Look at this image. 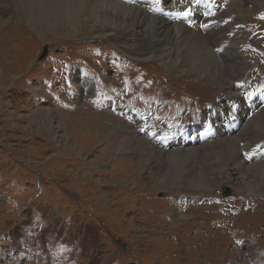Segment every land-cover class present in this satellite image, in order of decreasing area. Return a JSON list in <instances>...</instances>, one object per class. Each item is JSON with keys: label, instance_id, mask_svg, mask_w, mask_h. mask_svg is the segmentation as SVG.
Here are the masks:
<instances>
[{"label": "rangeland", "instance_id": "1", "mask_svg": "<svg viewBox=\"0 0 264 264\" xmlns=\"http://www.w3.org/2000/svg\"><path fill=\"white\" fill-rule=\"evenodd\" d=\"M19 2L20 0H17V3ZM201 2L208 3V0H194L193 4ZM260 4L264 6V0ZM197 5L193 7L190 19L195 16ZM208 7L210 9L211 5L208 4ZM162 11L169 12L164 9ZM174 13L187 14V9L183 12H173L172 16ZM161 15L168 17L170 12ZM182 20L184 19H175V21ZM184 21H188L187 15ZM253 22H256L254 34L250 35L249 26ZM40 24L44 27L43 22ZM16 27L17 29L22 27L30 33L28 35L18 34V31L0 33V40L17 42L22 39L21 43L25 44L22 48L24 56L30 54L33 57L28 65L24 64L23 59H19L10 64L11 66L2 65V58H0V264H192L196 262L187 263L189 254L183 249L186 245L183 243L185 240L175 238V243L173 237L169 239L165 234V229L171 226V221L165 222L163 226L147 217L150 212L149 203L145 202L143 193H135L136 189L132 187L135 184L129 186L131 190L123 189L122 191L116 190L115 183L109 182L111 179L109 173L112 169L119 171L118 167H111L114 158L130 157L133 161L139 162L141 160L139 151L127 148L115 152L113 156L97 160L101 154L100 151L105 149L106 143L121 132V124L108 131L110 121L106 117L104 121L107 120L108 123L106 125L104 122L101 123V132L106 134L101 136L99 142L93 143V146L78 155L79 157L66 155L65 151L72 143L71 138L81 131L80 120L74 118L75 109L82 105L85 97L88 100L94 97L92 94L86 96L84 92L79 94L76 82L69 79V72L94 68L96 77L100 74L106 79V83L111 79L117 83L115 75L121 71L130 84L128 88L131 90L125 85L121 86L123 97L117 98L116 95H119V92L111 91L109 87L111 84L105 83L100 105L93 111L108 114L113 110V106L122 103L124 106L116 109L114 114L119 116L128 110L147 113L152 122L151 128L155 131H167L168 127L172 126L175 115L179 114L181 118L186 117L189 110L183 106L189 100L192 101L191 105L195 106L197 100L207 98L206 91L192 84L191 79L177 80L178 74L169 72L167 67L158 68L157 65L142 69L145 76L139 75L138 78L133 77L130 80L126 59L101 52L100 49L104 47L103 39L89 40L85 39L88 37H81L82 40L70 43L54 40L53 43L42 45L39 34L30 26L19 24ZM255 34L259 35L256 37L258 40L253 38ZM263 35L264 12L262 11L258 16L250 18L248 25L244 28L245 40L256 41L249 44L246 41L241 42V46H237L236 51L240 53L238 57L243 65V78L253 81L258 86V90L264 93V51L260 52L256 47L261 40L264 41ZM60 42L62 45L56 44ZM107 46L112 47L110 43ZM12 47L16 48V45ZM184 47L192 48L194 42L188 41ZM261 48L264 49V45ZM14 50L7 52L14 54ZM16 53L15 59L19 56L18 52ZM77 56L98 59V62L79 66L74 62ZM201 58L194 61L198 63ZM66 64L67 67H65ZM191 65L190 62L189 67H192ZM61 66L66 69H62ZM89 75L95 84L96 77L92 73ZM138 83H144L145 86L140 92L135 90ZM119 85L117 84L114 89H117ZM147 89H150V93L147 94L149 98L145 100L148 104L144 110L137 109L133 105V100L134 102L141 100L139 97L144 96ZM66 98L72 101L70 103L75 106V109L69 110L70 107L66 109L62 107L63 100ZM175 111H178L177 114ZM48 117L52 119L54 131L56 130V136H58L57 142L51 145L47 141L51 135L45 128ZM199 121L193 117L190 123L182 120L177 122L176 126L185 127L186 135L190 136L200 131ZM243 122L244 120L240 124ZM57 127H62V130L59 132ZM190 140L193 141V139ZM260 173V170L256 169L250 171L249 175L253 174L257 177ZM139 174L143 172L138 171L136 174L134 171L124 176L120 186L123 188L127 181L140 177ZM204 174L208 179L215 180L212 181L214 189L207 195L198 196L194 200L173 197L176 192L159 190L161 187L157 183L158 179L152 184L146 182L148 181L146 177L151 180L154 174L150 177L142 175L139 182H145V191L151 193L156 201L167 203L173 197V203H179L178 206L173 207L174 224L182 220L184 225L180 228L183 236L195 239L192 242L196 243V248H199L200 252L193 254V257L197 256L198 264L205 263V260H208L206 264L237 263V260H228L230 253L237 258L239 255L245 257L246 262L249 260L247 254L250 247L256 246L255 251L260 246L264 248V186L261 187L260 196L251 198L253 200L249 199L250 202L249 200L241 201L242 197L235 183L229 185L225 181L223 185L217 186L220 184L214 174L207 172ZM125 192L128 193L125 194ZM235 198L239 200L235 204H238L240 208L247 209L254 204L253 209L248 211L249 214H245L244 210L239 217V213L232 210ZM155 200L153 202L156 203ZM181 202L191 207H207V209L204 212L202 210L201 214L196 212L195 215L190 216L181 210L183 208ZM219 205L224 212L220 210L218 214V211L215 212L214 209ZM209 208L213 210L214 214L211 213V216L215 220H205L201 217V215L208 217ZM166 209L168 210V206ZM218 216H226L231 220L229 225L230 229L236 232L234 236L227 238L224 227H220L223 223ZM179 217L181 218L178 221ZM190 219L194 223L187 224V220ZM229 225L227 224L226 227ZM141 230L144 232L141 233ZM245 231L249 232L247 237H243L247 235ZM259 235H261L260 241ZM220 241L222 242L219 243ZM165 244L168 247L165 248ZM222 252L226 253L223 256L219 255ZM166 257L171 258V261H167ZM219 258L221 261L217 262Z\"/></svg>", "mask_w": 264, "mask_h": 264}, {"label": "bare ground", "instance_id": "2", "mask_svg": "<svg viewBox=\"0 0 264 264\" xmlns=\"http://www.w3.org/2000/svg\"><path fill=\"white\" fill-rule=\"evenodd\" d=\"M261 1L208 0V3H198L193 18H188V21H184L185 19L175 21V19H172V13L190 9L194 0H20L21 3H17V0H0V33L18 31V34L25 33L28 35L30 33L28 30L22 27L17 29L16 25L22 24L30 26L39 34L40 44L42 45L53 43L54 40L70 43L82 40L81 37H88L85 39L89 40L103 39L104 47L99 49L111 56L118 55L126 59L130 80L133 77L138 78L139 75L140 77L145 76L142 69L150 65H157L158 68L167 67L169 72L178 74L177 80L191 79L192 84L202 88V91H206L207 98L197 100L195 106L191 105V100L183 106L189 110L186 117L181 118L179 114L175 115V120H173L172 126L170 125L167 131L152 130L149 115L141 111L128 110L117 116L114 112L119 107L124 106L122 103L113 106V110L108 114L93 111L94 108L97 109L100 105L103 85L106 83V79L102 75L95 76L94 68H88L87 71L78 69L75 72H69V79L76 82L78 93L82 94L84 92L86 96L92 94L94 97L91 100L85 97L82 105L76 109L75 106L71 105L70 102L72 101L70 99H64L62 104L65 109L69 107V110L75 109L76 115L74 114V118L79 119L81 123V131L74 136L75 138H71L72 143L65 151L67 152L66 155L77 157L93 146V143L99 142L101 136L106 134L101 132V123L104 122L105 125L108 123L107 120L104 121L106 117L110 121L108 131L121 124V132L106 143L105 149L100 151L101 154L97 157V160H103L107 156H113L115 152L127 148L128 150L132 148L139 151L138 154L141 158L139 162L133 161L130 157L118 156L114 158L111 167H118L119 171L112 169L109 173L111 178L109 182L115 183L116 190L122 191L125 189L131 190L129 186L135 184L132 186L134 190L136 189L135 193H143L142 196L146 199L145 202L149 203L150 212L147 217L158 224H163V226L165 222L171 221V226L165 229V234L169 239L173 237L175 243L176 239L179 240V238L182 241L185 240L183 243L186 245L183 249L187 250L189 254L187 263L191 261H196L192 264L199 263V259H196V255L193 257V254L200 252V249L196 248V243L193 244L195 240L193 237L192 240L181 233L180 227L184 225L182 220L174 224L175 213L173 207L178 206L179 203L174 204L173 197L194 200L198 196L210 193L214 189V185H212L214 179H208L204 174L206 172L215 175V179L220 184L217 186L223 185L222 183L225 181L229 185L235 183L239 195L242 197L241 201H248L255 196H260L261 187L264 186V93L258 90V86L253 81L243 78V65L238 57L240 53L236 51L237 46H241V42L246 41L244 28L248 25L249 19L258 16L262 11L264 12V6L260 4ZM208 4L211 5L210 9ZM160 9L169 11L170 15L165 17L155 14ZM40 22L44 23V27L41 26ZM255 23L253 22L249 26L250 35L254 34ZM84 34L87 36H82ZM257 36L259 35L255 34L253 38L256 39ZM256 40L251 41L248 39L246 42L249 44ZM21 41L23 40L21 39ZM21 41L0 40L2 65L11 66L19 59H23L24 64L28 65L33 56L28 54L27 51L28 55L24 56L22 48L25 44ZM188 41H193L194 47H188V49L184 47ZM106 43H110L112 47H108ZM56 44L62 45L61 42ZM14 45H16V48L12 47ZM263 45V40L256 45L260 52L264 51L261 48ZM11 49H15L14 54L7 52ZM16 52L19 55L17 59H15L17 57ZM200 57L202 58L198 63L194 61ZM74 62L79 66H84L90 62L92 64L97 63L98 59L77 56ZM190 62L192 67H189ZM65 67H67V64ZM65 67L61 66L62 69H66ZM90 73L96 77L95 84H93ZM115 79H117V83H114L111 79L106 84H111L109 85L111 91L119 92V95L116 96L120 98L123 93L121 86L125 85L127 89L131 90V88H128L130 84L125 80L126 77L121 71L115 75ZM117 84L119 86L114 89ZM142 87H145L144 83H138L135 90L140 92L143 90ZM148 93H150V89L144 92V96L139 97L141 100L138 98V102L133 100V105L137 109L144 110L146 108L148 103L145 100L149 98ZM212 94L214 96H211ZM178 111H175V113L177 114ZM49 117L45 128L51 135V138L47 140L51 145V143L57 142L58 136H56V130L54 131L52 119ZM193 117L200 120V131L188 136L185 127H177L176 123L182 120L185 123H190ZM178 118L179 120H176ZM242 120L244 122L240 124ZM57 129L60 132L62 127H57ZM190 139H193V141ZM256 169L261 172L257 177L253 174L249 175L250 171ZM134 171L136 174L138 171L143 172V174H139L140 177L142 175L150 177L151 174H154L150 178L152 181L147 177L148 181H145L152 184L158 179L157 183L161 187L159 190L166 189L171 193L176 192V194H173L172 199L167 203L158 202L151 193L145 191V182L140 183V177L131 178L132 180L127 181L122 188L120 186L121 180ZM253 178L256 179L253 180ZM233 202L235 204L239 200L235 198ZM180 204L183 206V208L180 206L182 208L180 209L184 211V214H190V216L195 215L196 212L201 214L202 210L204 212L207 209V207L184 205L183 202ZM163 205H165V209ZM253 205L244 209L235 204L233 208H230L235 213H239L238 216L240 217L244 210L245 214H249L248 211L251 208L253 209ZM166 206H168V210ZM221 208V205L216 206L214 211H218L219 214L223 211ZM209 211L208 217L202 215L201 217L205 220H213L211 213L214 214V212L211 208H209ZM180 214L182 213L180 212ZM180 218H177V220L179 221ZM194 218L196 217L194 216ZM218 219L223 223L220 227H224L227 238L234 236L236 232L234 233L229 225L231 220L226 216H218ZM187 221V224L194 223L191 222V219ZM227 224L229 226L226 227ZM174 225L176 226L174 227ZM164 228H162L163 232ZM142 232L144 231L141 230ZM245 233L247 235L243 237H247L249 232L245 231ZM158 234L160 235V233ZM260 238L261 235L258 237L259 241ZM167 244L164 245L165 248L168 247ZM255 248L256 246L250 247L247 254L249 260H246V262L245 257L239 255L238 259L236 255L231 253L228 260H237V263L234 262V264H238L240 261V264H264V258H262L264 257L262 256L264 255V248L260 246L257 251H255ZM225 253L218 254L223 256ZM166 259L171 261V258L166 257ZM207 261L205 260V263L201 264H206ZM218 261L220 262L221 258L217 259Z\"/></svg>", "mask_w": 264, "mask_h": 264}]
</instances>
